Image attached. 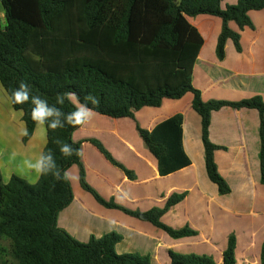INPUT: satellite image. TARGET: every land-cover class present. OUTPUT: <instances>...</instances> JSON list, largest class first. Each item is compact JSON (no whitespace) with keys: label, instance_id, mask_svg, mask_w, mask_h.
I'll use <instances>...</instances> for the list:
<instances>
[{"label":"trees","instance_id":"trees-1","mask_svg":"<svg viewBox=\"0 0 264 264\" xmlns=\"http://www.w3.org/2000/svg\"><path fill=\"white\" fill-rule=\"evenodd\" d=\"M224 1L0 0L4 9V18L0 14V82L10 98L25 81L32 95L47 99L50 105L56 103L57 94L66 91H75L82 102L86 95L93 94L100 100L98 106L88 105L95 113L135 122L143 146L157 160L161 177L191 165L183 147L184 116L178 113L148 130L138 123L135 113L145 107L159 108L165 99L176 101L191 93L192 109L201 119L206 174L223 196L230 194L231 188L218 171L215 152L226 148L209 138L212 113L223 108L256 110L260 118V183L264 185V98L256 95L237 101H203L201 91L193 85L194 66L205 40L188 18L209 15L221 19L215 52L223 61L228 41L237 52L242 51L241 35L229 23L234 22L239 30L254 29L249 12L264 9V0H236V4L223 8ZM11 104L23 113L28 130V136L23 137L26 144L37 126L31 119L32 105ZM73 110V105L65 101L63 111ZM82 126L55 131L45 127L47 143L43 151L51 149L62 169L69 171L77 166L81 188L102 207L150 223L174 240L198 235L188 226L173 228L161 220L187 197V192L174 193L162 208L147 211L132 210L113 198L102 197L86 179L81 154L62 156L56 139L72 144L80 153L82 144L88 142L129 180L136 175L100 140L75 141L73 134ZM73 199L70 181L57 182L49 175L32 184L12 175L4 183L0 169V264L151 263L149 255L118 254L116 246L123 238L116 232L92 235L83 243L60 228L59 214ZM236 246V236L231 234L222 264H236ZM168 256L169 264H216L209 255L168 250ZM259 264H264V243Z\"/></svg>","mask_w":264,"mask_h":264},{"label":"crops","instance_id":"crops-1","mask_svg":"<svg viewBox=\"0 0 264 264\" xmlns=\"http://www.w3.org/2000/svg\"><path fill=\"white\" fill-rule=\"evenodd\" d=\"M227 1L222 3L223 8L229 5ZM228 2L232 5L236 4V0L234 3L232 0ZM0 14L4 18L1 2ZM249 16L255 26L254 29L239 30L234 22L229 23V27L241 35L242 51L237 52L233 43L228 41L223 61L217 59L215 52L217 38L221 31V19L200 15L196 17L197 23L196 20L192 21L193 18H188L205 40L193 70V85L201 91L203 101L221 98L216 96L215 92L222 91L241 94L238 100L256 95L264 98V9L250 11ZM211 21H215L218 29L214 42L207 51V40L202 31L205 30L204 23L209 24ZM192 99L193 95L187 93L180 100L165 99L159 108L145 107L135 113L138 123L148 130L182 113L184 116L183 147L191 160L189 167L161 177L158 173L157 160L145 149L141 139L139 147L135 148L118 130L110 133L113 140L110 144L117 146V149L108 143L104 144L117 160L134 171L136 175L134 180H129L104 159L107 163L105 161L103 163L107 165L108 171L105 170V166L101 170H93L92 173L96 175V180L91 181L90 169L82 159L86 167L88 183L96 188L106 200L113 198L119 205L132 210L147 211L156 206L162 208L172 194L187 192V197L167 212L161 220L167 223L166 225L175 228L191 226L198 232L197 236L179 240L172 239L175 242H170V237L160 233L161 230L150 223L139 221L119 210L106 209L99 205L89 193L81 188L79 179L75 182L71 181L74 199L59 214L58 226L78 241L86 243L92 235L101 237L107 234H102L100 228L109 225V221L114 220L115 226L122 225L126 232L120 243L129 238L140 243L143 247H140L141 251L138 253L149 255L150 264H169L168 250L174 249V246L183 249L194 248L200 252L201 250L209 252L208 250L217 248L220 256L216 264H222V253L227 246L229 236L234 234L237 239L236 264H259L260 250L264 243V198L257 195L258 187L264 190V185L260 183L259 113L256 110H232L230 108H223L212 113L209 138L215 145L226 148L215 152L218 171L231 188V193L223 196L218 193L214 184L213 187L209 184L210 181L208 182L204 146L201 139V119L192 109ZM190 115L196 116L199 121L194 130H192L194 124H190L188 118ZM98 117L105 116L99 115ZM113 121L119 125L131 123L135 127V122L130 118L113 119ZM23 127L26 126L22 111L14 110L0 82V169L4 183H8L12 175H18L30 182L29 176L21 174L18 168L24 159L37 157L46 146L45 127L36 126L33 136L26 144L23 143L24 136L20 134ZM92 129L93 126L87 122L73 134L74 140L94 138L92 134L95 132ZM88 130H90L89 134H86ZM96 138L100 137L96 135ZM13 153H15L14 159L12 158ZM125 153H130L132 158H127ZM32 179H35L34 174H32ZM81 226L87 229L85 235L78 231V227ZM218 228L226 229V237L222 246H219L214 238ZM153 234L159 240L154 239ZM256 246L259 248V256L251 259L249 252ZM240 250L245 251L242 261L238 260Z\"/></svg>","mask_w":264,"mask_h":264},{"label":"clouds","instance_id":"clouds-1","mask_svg":"<svg viewBox=\"0 0 264 264\" xmlns=\"http://www.w3.org/2000/svg\"><path fill=\"white\" fill-rule=\"evenodd\" d=\"M10 100L14 105L31 103L32 121L37 127H46L53 131L65 126L75 128L86 124L95 114L93 108L88 105L98 106L100 103V100L91 93L86 95L82 102L75 91H66L57 94L55 97L56 103L50 105L47 99L32 95L31 87L25 81H21L19 86L11 93ZM65 101L73 105V111L67 113L63 111ZM20 134L21 136H28L27 128H21ZM54 143L59 146V151L64 157L79 156L81 154L79 149L74 148L72 144L66 143L61 139H56ZM12 158H15V153L12 154ZM18 170L21 174H27L31 183H36L40 177L49 175L57 182H69L75 179L68 170L58 166L51 149L46 152L41 151L35 158L24 159ZM32 174H34L35 179H32ZM115 224L114 220L109 221V229L111 230Z\"/></svg>","mask_w":264,"mask_h":264},{"label":"rangeland","instance_id":"rangeland-1","mask_svg":"<svg viewBox=\"0 0 264 264\" xmlns=\"http://www.w3.org/2000/svg\"><path fill=\"white\" fill-rule=\"evenodd\" d=\"M228 1H227V4L232 5ZM232 3H234V0H232ZM196 19L197 18H193L192 21H194ZM195 22H197V20ZM204 25H205L204 26L205 30H203L202 32H203V34H204V36L206 37V40H207V43H206L207 49L206 50L209 51V47L212 46V44L214 42V38H215V35H216V32H217L218 26L215 23V21H211V22H209V24L205 22ZM215 95L218 96V97H221L219 99L213 98L215 100L237 101L238 98L240 97L239 95H241V94L236 93V92H232V91H222V92H215ZM184 108L186 109V106ZM188 114H187V116H188ZM98 116L99 115L96 116V114H94L93 118L89 121L91 126H93L92 130L95 132V134H92L93 135L92 137L96 138V135H98L100 138H96V139L100 140L103 144L104 143H108V145H111L113 143V140H112V138L110 136V133H112L114 130H118V131H120L122 133V135L126 138V140L129 141L135 148L139 147L140 137L138 136V134H137V132L135 130L134 124L123 123L122 125H119V124H115L113 119H111V118L98 117ZM196 116L198 117V114H196ZM196 116L193 117V115H190V117H188L189 120H190V124H194V128L192 130L196 129L197 128L196 126H198V123H199V121H198ZM89 131L90 130H88V132L86 134H89ZM111 146H113V145H111ZM113 147L115 149H117V146H113ZM81 151H82L81 152V160L83 162V159H84L85 160V164L90 169L89 178L91 179V181L96 180V175H94L92 173L93 170L94 171H97V169L101 170L103 168V166H105L106 167L105 170L108 171L107 165H105V163H103V161H105L104 158L100 155V153H98V151H96V149H94V147L90 143L82 144ZM126 156H127V158H132L130 156V153L129 154L127 153ZM85 164H84V167H85ZM85 169H86V167H85ZM70 174L75 177V179L72 180V181L75 182L76 180H78L79 179V169H78V167L77 166H73L71 171H70ZM115 180H116V178H115ZM208 182H209V180H208ZM209 184H211L214 187V185L212 183L209 182ZM258 189H259L257 191L258 197H263L264 198V190L259 188V187H258ZM142 207H145V206H142ZM176 221H178V220H176ZM176 221H173V223L178 224V222H176ZM165 224H167V223H165ZM122 227H123L122 225L121 226H113L111 228V230H110L109 229V225H106V226L101 227L100 229H101V233L102 234L103 233H109V232H116V233H118L119 235H121L123 237L124 235H126V232L123 230ZM171 227H173V226H171ZM189 227L191 228V226H189ZM173 228H175V227H173ZM78 231L82 235H85L87 233V229L84 226L78 227ZM159 232L162 233L163 235H165V233H163L162 231H159ZM225 232H226L225 228H220V229L218 228L216 230V234L214 235V238H215V241L217 242V244L219 246L223 245L224 239L226 237V233ZM152 237L154 239H156V240H159L158 238H156L155 234H153ZM169 240H170V242H175L172 239H169ZM256 241H258V239H256ZM153 243H155V242H153ZM156 244H157V242H156ZM140 247L142 248L143 246L140 243L134 242V241H132L129 238V239H126L125 242L120 243L116 247V252L118 254L138 253V251H141ZM173 248L174 249H170V250H172L174 252H177V253H180V254H196V255H209V256H212L216 263H217V260L219 259V256H220V252H218L217 248H214L212 250H208L209 252H206V251L202 252V250L200 252L199 250H196L194 248H192V249H187V248L183 249V248H180L178 246H174ZM244 254H245V251H243V250L239 251V254H238V260L239 261H242V259L244 257ZM249 254L252 257L251 259L255 258V256L258 257L259 256V248H258V246L253 247L252 250L249 252Z\"/></svg>","mask_w":264,"mask_h":264}]
</instances>
